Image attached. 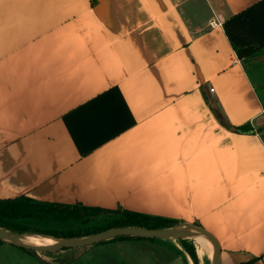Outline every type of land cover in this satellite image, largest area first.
<instances>
[{"label": "crops", "instance_id": "1", "mask_svg": "<svg viewBox=\"0 0 264 264\" xmlns=\"http://www.w3.org/2000/svg\"><path fill=\"white\" fill-rule=\"evenodd\" d=\"M18 196L195 224L219 264H264V0H0V199ZM87 253L193 264L171 239Z\"/></svg>", "mask_w": 264, "mask_h": 264}, {"label": "trees", "instance_id": "2", "mask_svg": "<svg viewBox=\"0 0 264 264\" xmlns=\"http://www.w3.org/2000/svg\"><path fill=\"white\" fill-rule=\"evenodd\" d=\"M232 131L238 133H249L251 129L249 125L234 127ZM116 214L118 217L104 226L89 227L84 230H50L41 228L40 225H72L86 224L90 217L97 215ZM176 220L129 212L117 208L108 210L102 208L86 207L82 205H58L43 203L33 200L25 196H18L11 199H0V228L16 234L43 235L55 239H73L92 235L101 231L113 228L123 227H140L146 229H165L177 225ZM144 240L136 237H117L112 240L102 242L104 244L113 240ZM154 240V239H145ZM176 242L181 249L189 256L193 264H198L197 250L191 240L177 239ZM4 243L0 241V247ZM96 244V245H100ZM95 246V245H94ZM90 247V246H89ZM89 247L82 248L83 251ZM22 249V248H20ZM29 254L36 256L43 264H70L75 260V256L63 257L55 261H45L38 257V253L25 250Z\"/></svg>", "mask_w": 264, "mask_h": 264}, {"label": "water", "instance_id": "3", "mask_svg": "<svg viewBox=\"0 0 264 264\" xmlns=\"http://www.w3.org/2000/svg\"><path fill=\"white\" fill-rule=\"evenodd\" d=\"M190 230L205 236L207 239L211 241L214 250L210 258V264H219L220 245L217 238L214 235H212L210 232L206 231L205 229L191 223L177 224L170 228L157 229V230L140 228V227L113 228L92 235H88L85 237L73 238V239H55L43 235L16 234L0 228V241H2L4 244L12 245L25 250H31L40 254V253L57 252V251L73 249V248H85L96 244H100L108 240H112L117 237H136L141 239L193 240L190 236V232H189ZM30 236H42V237L51 238L55 240L56 243L47 248L34 247L29 245L25 240L27 237ZM20 241H23V244H19Z\"/></svg>", "mask_w": 264, "mask_h": 264}, {"label": "rangeland", "instance_id": "4", "mask_svg": "<svg viewBox=\"0 0 264 264\" xmlns=\"http://www.w3.org/2000/svg\"><path fill=\"white\" fill-rule=\"evenodd\" d=\"M118 217L116 214H109V215H97L94 217H90L88 221H86V224H72V225H41V228L44 229H50V230H68V229H79L84 230L89 227H100L104 226L107 222H110L114 218ZM145 240V239H144ZM156 240H166V239H154V240H148L149 242H154ZM190 240V239H187ZM197 250V256H198V264H210V256L208 253H206L203 249L200 248V246L194 241L191 240ZM2 249L0 250L1 254L5 256L7 262L10 264H43L40 260H37L34 258L32 254L27 253L23 249H20L18 247L3 244ZM82 248H73V249H67V250H61L57 252H50V253H40L39 255L44 257L45 259H48L49 261H55L59 260L63 257L67 256H77L82 255L83 253ZM92 253H87V255L79 256V258L75 259L77 260L75 264L85 262L87 259H90ZM126 263L123 264H130V262L127 261V259L123 258ZM145 263L147 264H154L152 259L146 260ZM120 264V263H119ZM137 264V263H136Z\"/></svg>", "mask_w": 264, "mask_h": 264}, {"label": "bare ground", "instance_id": "5", "mask_svg": "<svg viewBox=\"0 0 264 264\" xmlns=\"http://www.w3.org/2000/svg\"><path fill=\"white\" fill-rule=\"evenodd\" d=\"M191 238L200 246L201 249H203L206 253L209 254L210 258L213 254V244L209 239H207L205 236L195 232V231H189ZM26 242L34 247H41V248H47L56 243L55 240L47 237L42 236H30L27 237ZM19 244H23V241H20Z\"/></svg>", "mask_w": 264, "mask_h": 264}, {"label": "built area", "instance_id": "6", "mask_svg": "<svg viewBox=\"0 0 264 264\" xmlns=\"http://www.w3.org/2000/svg\"><path fill=\"white\" fill-rule=\"evenodd\" d=\"M209 26L212 28H215V27L221 26V23H219L218 21L212 20L209 22ZM210 91H212V89Z\"/></svg>", "mask_w": 264, "mask_h": 264}]
</instances>
